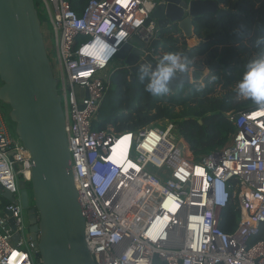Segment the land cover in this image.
Segmentation results:
<instances>
[{
  "label": "built area",
  "instance_id": "1",
  "mask_svg": "<svg viewBox=\"0 0 264 264\" xmlns=\"http://www.w3.org/2000/svg\"><path fill=\"white\" fill-rule=\"evenodd\" d=\"M76 1L34 3L45 19L42 33L94 264H264L262 108L228 113L235 128L229 141L199 159L173 121L126 132L110 125L94 129L112 77L120 70L130 75L129 66L112 67L120 49L135 38L141 43L135 46L142 53L138 62L160 63L166 54L151 47L160 40L150 19L160 0H151V12L145 0ZM199 65L211 74L209 65ZM195 70L192 63L187 73ZM10 123L0 102V185L14 198L0 215V264H38L18 188L19 180L30 182V155ZM126 137L128 146L115 154ZM116 155L122 161L113 160ZM229 206L238 220L226 233L219 224Z\"/></svg>",
  "mask_w": 264,
  "mask_h": 264
},
{
  "label": "water",
  "instance_id": "2",
  "mask_svg": "<svg viewBox=\"0 0 264 264\" xmlns=\"http://www.w3.org/2000/svg\"><path fill=\"white\" fill-rule=\"evenodd\" d=\"M219 2L160 0L150 19L156 21L159 31L188 39L190 47L199 46L202 42L193 32L195 19L208 14L220 18L231 13L222 9ZM161 41L153 42L151 47L160 46ZM135 46L140 47L141 43L134 38L116 55L130 67L131 81L142 67L150 65L152 72L160 64L150 58L138 62L142 53ZM218 67L215 62L209 70L213 72ZM202 76L205 72L201 70L177 72L170 81V91L199 83ZM0 102L9 108L14 133L30 155V182L19 180L18 188L37 263L94 264L85 242L86 218L75 189L57 81L34 0H0ZM0 198L14 200L1 185Z\"/></svg>",
  "mask_w": 264,
  "mask_h": 264
},
{
  "label": "trees",
  "instance_id": "3",
  "mask_svg": "<svg viewBox=\"0 0 264 264\" xmlns=\"http://www.w3.org/2000/svg\"><path fill=\"white\" fill-rule=\"evenodd\" d=\"M71 3L77 5L76 0ZM219 6L231 13L220 18L208 14L195 19L193 32L202 42L199 46L186 51L185 38L181 37V42V38L160 31L162 43L156 48V52L180 53L191 61L205 56L204 63L209 66L218 63L220 67L211 72L215 80L206 77L201 83L180 86L168 96L154 97L145 91L148 77L140 80V72L131 81L128 72L120 70L111 79L94 129L104 130L110 125L117 132H126L158 121H173L177 134L183 138L194 159L227 144L235 128L226 115L261 109L252 101L238 97L235 88L246 63L264 52V32L239 30L240 23H264V0H220ZM195 66L201 70L199 63ZM217 85H220L219 95L214 94ZM201 87L203 89L198 91ZM237 220L238 212L229 206L219 226L230 233Z\"/></svg>",
  "mask_w": 264,
  "mask_h": 264
},
{
  "label": "clouds",
  "instance_id": "4",
  "mask_svg": "<svg viewBox=\"0 0 264 264\" xmlns=\"http://www.w3.org/2000/svg\"><path fill=\"white\" fill-rule=\"evenodd\" d=\"M154 7L155 5L151 3V0H145V8L148 12H151ZM239 30L245 33L254 31L264 32V23L258 22L252 25L240 23ZM185 40L187 44L188 39ZM103 43L107 45L106 41ZM257 44H259V41ZM191 63L188 57L180 53L169 52L163 56L156 71L150 72V65L142 67L140 80H144L145 77L149 78L145 91L154 97L168 96L171 92L169 87L170 81L177 72L187 73ZM212 79L215 80V77ZM201 82L202 80L199 83ZM202 89L201 87L198 91ZM236 90L238 97L248 99L255 105L264 108V52L256 54L254 58L246 63L241 79L236 85Z\"/></svg>",
  "mask_w": 264,
  "mask_h": 264
},
{
  "label": "rangeland",
  "instance_id": "5",
  "mask_svg": "<svg viewBox=\"0 0 264 264\" xmlns=\"http://www.w3.org/2000/svg\"><path fill=\"white\" fill-rule=\"evenodd\" d=\"M37 4H38V2H37ZM36 3H35V5L36 6H38ZM39 10V9H38ZM38 13H39V16L41 15V12L40 11H38ZM40 18H41V22L43 21V20H45L44 18H42L41 16H40ZM179 38H181V37H179ZM182 39V38H181ZM181 42H183V39L182 40H180ZM180 42V43H181ZM191 45L189 44V42H187V44H186V51H189V50H191L192 48H195L196 46H192V47H190ZM204 57L205 56H198L196 59H194V60H192L191 62L192 63H197V62H200V61H202V62H204ZM191 63V64H192ZM122 65H124L123 64V62L121 61V60H119L117 57H115V60L112 62V67L113 68H118V69H120L121 68V66ZM202 72H205V76L204 77H206L208 74H207V71L206 70H201ZM203 74V73H202ZM221 74V73H220ZM212 74H209L208 75V77H211L212 78ZM204 77L202 76L201 78H199L198 79V81L200 80H202V82L204 81ZM199 81V82H200ZM236 89V88H235ZM219 92H220V85H217V87L215 88V91H214V94H216V95H219ZM241 98V97H240ZM241 99H244V98H241ZM1 105L3 106V108L6 110L7 108L5 107L6 105H4V104H2L1 103ZM179 110V108H175V111H178ZM6 112H7V114H8V112H9V110H6ZM158 122H163V121H158ZM163 128L165 127V125L164 124H162L161 125ZM10 127H11V131H12V133L14 134V124H12V123H10ZM0 200H1V205H3V204H5V200H2L1 198H0Z\"/></svg>",
  "mask_w": 264,
  "mask_h": 264
},
{
  "label": "bare ground",
  "instance_id": "6",
  "mask_svg": "<svg viewBox=\"0 0 264 264\" xmlns=\"http://www.w3.org/2000/svg\"><path fill=\"white\" fill-rule=\"evenodd\" d=\"M259 115H264V108H262L261 110H260V112L258 113ZM127 138L128 137H126V138H124V139H121L119 142H117V145H116V153L115 154H117L120 150H122L123 148L124 149H126V147L128 146V144H127ZM126 141V142H125ZM129 143V142H128ZM121 146H122V148H121ZM118 148H121L118 152H117V150H118ZM117 157H112V159L113 160H115V161H117V160H120V161H122V157H118V155H116ZM121 158V159H120ZM124 158V157H123ZM129 165L131 166V164L129 163ZM132 195V194H131Z\"/></svg>",
  "mask_w": 264,
  "mask_h": 264
},
{
  "label": "crops",
  "instance_id": "7",
  "mask_svg": "<svg viewBox=\"0 0 264 264\" xmlns=\"http://www.w3.org/2000/svg\"><path fill=\"white\" fill-rule=\"evenodd\" d=\"M161 40V39H160ZM4 205V204H3ZM3 205H0V215H2Z\"/></svg>",
  "mask_w": 264,
  "mask_h": 264
},
{
  "label": "flooded vegetation",
  "instance_id": "8",
  "mask_svg": "<svg viewBox=\"0 0 264 264\" xmlns=\"http://www.w3.org/2000/svg\"><path fill=\"white\" fill-rule=\"evenodd\" d=\"M198 63H199V62L195 63V65H197ZM5 107L7 108L6 110H9V108H8L7 106H5ZM6 110H5V111H6ZM8 113H9V112H8Z\"/></svg>",
  "mask_w": 264,
  "mask_h": 264
}]
</instances>
